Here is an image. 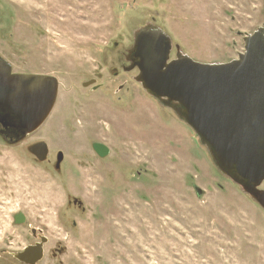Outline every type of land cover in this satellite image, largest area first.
<instances>
[{
    "label": "rangeland",
    "instance_id": "374dc122",
    "mask_svg": "<svg viewBox=\"0 0 264 264\" xmlns=\"http://www.w3.org/2000/svg\"><path fill=\"white\" fill-rule=\"evenodd\" d=\"M263 23L264 0H0V55L60 80L46 122L0 147V249L23 247L34 226L49 239L39 264H264V209L122 70L145 26L171 38L170 59L225 63ZM40 140L44 162L27 149Z\"/></svg>",
    "mask_w": 264,
    "mask_h": 264
},
{
    "label": "water",
    "instance_id": "95a60500",
    "mask_svg": "<svg viewBox=\"0 0 264 264\" xmlns=\"http://www.w3.org/2000/svg\"><path fill=\"white\" fill-rule=\"evenodd\" d=\"M134 36L126 71L137 69L134 79L172 108L195 131L218 168L264 209V23L244 36V52L225 63H202L181 52L170 59L172 40L154 26L138 29ZM1 61L6 66L0 65V122L16 130L18 142L46 122L57 103L60 80L52 74L14 72L5 58ZM93 148L101 157L110 152L101 142ZM27 149L40 162L48 159L44 140ZM63 159L60 151L56 169ZM43 255L38 243L16 256L36 264Z\"/></svg>",
    "mask_w": 264,
    "mask_h": 264
},
{
    "label": "flooded vegetation",
    "instance_id": "af4514ba",
    "mask_svg": "<svg viewBox=\"0 0 264 264\" xmlns=\"http://www.w3.org/2000/svg\"><path fill=\"white\" fill-rule=\"evenodd\" d=\"M128 56H129V54L127 53V55L125 56V59H128ZM1 57H0V65L6 66L4 63L2 64ZM2 58H4V57H2ZM127 63H130V62L128 61ZM129 65L123 64L122 70L125 72H128V71H126L125 68L128 67ZM14 72H17V71H14ZM114 73L116 75H119V70L114 69ZM17 139H18V137L16 136V130H14L11 127H6V126H4V124H2L0 122V142H1L0 147H2L4 145L3 143L5 141L8 142L9 146H13L16 144ZM14 221L17 224H23L26 221V217L23 213L18 212L14 215ZM26 241L27 242L24 244V246L21 247L20 249H17L16 251H10L8 248H10L11 246L6 244L5 247H2L0 249V259H3V260L4 259H15L20 264H29L27 262H23V261L19 260V258L16 255L22 251H25L31 245H36L38 243H42L44 255H43V258L36 263V264H39L44 259L45 255H46V252H47L46 245L49 242L48 237L44 234L43 229L31 226L30 232L27 234ZM9 243H11V241H9ZM62 251H63L62 248H56V249L51 250V253H52L54 258H57L58 254L62 253Z\"/></svg>",
    "mask_w": 264,
    "mask_h": 264
}]
</instances>
